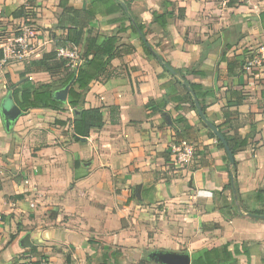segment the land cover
I'll return each instance as SVG.
<instances>
[{"label": "crops", "instance_id": "1", "mask_svg": "<svg viewBox=\"0 0 264 264\" xmlns=\"http://www.w3.org/2000/svg\"><path fill=\"white\" fill-rule=\"evenodd\" d=\"M92 1L71 3L86 8ZM119 1L128 6V20L110 21L122 13L99 15L87 29L93 36L128 29L118 34L121 43L136 47L111 61L119 77L99 76L90 85L84 108L102 110L103 129L75 140L68 101L59 110L23 112L10 131L0 113V264H24L30 256L48 264H140L154 251L188 252L196 264L212 249L223 252L212 264H264V219L248 212L264 210L254 198L264 189V129L235 155L238 194L225 189L232 170L227 154L198 112L181 103L183 87L143 54L133 30L141 26L171 68L202 86L200 93L211 92L199 100L207 119L227 137L243 140L253 124L264 125V70L229 77L221 59L223 34L231 33L225 54L243 64L264 44V0L229 8L220 0ZM58 5L0 0V110L22 88V75L34 85L51 83L48 73L27 70L52 50L44 29L66 34L56 29ZM164 12L171 18L163 30L155 18ZM25 26L37 33L35 52L14 60L4 49ZM181 117L192 129L175 123ZM184 149L192 150L187 160ZM27 234L37 253L24 248Z\"/></svg>", "mask_w": 264, "mask_h": 264}, {"label": "trees", "instance_id": "2", "mask_svg": "<svg viewBox=\"0 0 264 264\" xmlns=\"http://www.w3.org/2000/svg\"><path fill=\"white\" fill-rule=\"evenodd\" d=\"M127 7H125L119 0H93L86 8L75 7L71 3V0H59V5L57 6L55 12V17L58 21L56 29L66 31V34L64 37H58L56 34H52L54 48L50 52L44 53L40 60L32 62L27 70V74L48 73L51 77V83L40 86L34 85L26 78V74L22 75L21 79H25L22 88L13 91L15 102L21 110L24 113H27L31 109L59 110V107L64 106V103L58 102L54 99L53 87L60 86L61 88H64L70 82H73L69 92L68 105L74 111V118L71 121L74 139L78 141L81 138H89L92 130L103 129L105 123L102 110L84 108L87 94L90 91V85L92 81L99 76H103L106 80L119 77L120 74L112 69L111 61L113 59L123 58L125 55L135 53L136 47L121 43V38L118 34L125 32L128 29H120L117 34L113 35L97 36H93L90 31H87V29L91 27V24L98 18L99 15L108 17L122 13V16L119 19H111L110 21L118 22L119 20H128ZM169 18H171V14L164 12L158 15L155 18V21H157V23L164 30L167 27ZM259 20L264 27V11L259 15ZM133 30L137 35H139L140 32L145 37L144 30L141 26L135 27L134 25ZM139 39L141 41L143 54L151 59V61H155L157 65L163 69L165 75L172 77V79H175L176 82L183 87L185 95L183 96L181 103H189L191 107L198 112L194 98L200 100L201 98L211 95V92L200 93L202 86L188 82V79L182 72L175 71L176 73L172 74L167 68L161 65L154 56L153 51L157 52L156 46L153 45L152 50H150L146 46L144 40L140 38V35ZM67 47L72 49H83L82 61L74 70L69 66V59H64L59 56L58 49ZM232 58H228L226 54H224L222 58V62L227 64L229 77L241 72L242 66L246 61L245 60L243 64H241ZM163 60L166 62L164 58ZM178 77L182 82L178 80ZM184 83L189 84L191 89L190 91L187 90ZM152 104L154 105L156 102H151L147 106ZM177 109H180L179 106H177ZM202 109L205 112L206 107L204 106ZM224 116L227 118L226 112L224 113ZM200 121L204 128L209 131L210 137L218 141V147L226 153L224 145L220 142L216 135L209 129L207 124L201 118ZM175 123H183L186 128L192 129L184 117L178 118ZM221 127L222 126H217L218 130L225 136L234 156L238 153V151L243 150L249 145V141L257 134V129H264L263 124H253L251 126V131L246 138L239 140L237 138L227 137L226 134L222 132ZM176 134L178 137L179 131H177ZM226 160L228 161V166L230 168V161L228 157H226ZM237 166V161H235L234 165H231L232 170L229 169L230 182L227 186H225V189L233 190V184H235L236 194H238L236 185ZM254 198L264 203V189L254 193ZM224 201L225 204H228L225 198ZM248 212L253 215L264 216V210L254 209ZM229 215L233 216L234 214L229 212ZM28 251L31 253H37L36 248H31ZM222 251H225L224 253H226L227 249H222ZM222 253L223 252L220 253V250L218 249L206 250L201 254L199 259H197L196 264H198V262L199 264H203L202 262H204V264H212L210 262V259L212 258L213 260L215 259L216 261L221 262Z\"/></svg>", "mask_w": 264, "mask_h": 264}, {"label": "water", "instance_id": "3", "mask_svg": "<svg viewBox=\"0 0 264 264\" xmlns=\"http://www.w3.org/2000/svg\"><path fill=\"white\" fill-rule=\"evenodd\" d=\"M141 38L144 40L146 46L152 50L151 44L145 39V37L142 35V33H139ZM230 31H226L223 34V45L221 48V59L224 56L226 52V48L230 42ZM154 56L160 62L161 65H163L165 68H167L172 74H175V70L171 68L166 62H164L161 55L155 51H153ZM218 82V74L215 76V84L217 85ZM73 82H70L67 86H65L63 89L58 90L54 92V99L61 103H66L68 101L70 88L72 86ZM185 86L188 91H190V86L188 83H185ZM195 105L198 111L199 117L207 124L209 129L216 135V137L220 140V142L224 145L226 154L229 158L230 164H235V156L227 143V140L225 136L218 130L217 126L213 124L211 121H209L206 117L205 112L203 111L201 104L197 98H194ZM8 103V105H7ZM3 125L7 131H10V129L15 125L16 121L22 116L23 111L21 108L15 103L13 97L11 95L7 96L2 104H1V110H0ZM169 123H171L169 116L167 117ZM82 140H86L85 138H81ZM233 191H235V184H233ZM137 196L140 197V188L137 189ZM256 217H261L264 219V216H258V215H252ZM23 245L24 248H32L34 244L31 242V236L30 234L25 235L23 238ZM149 259L155 263V264H192L191 256L188 252H171V251H154L151 252L148 255Z\"/></svg>", "mask_w": 264, "mask_h": 264}, {"label": "built area", "instance_id": "4", "mask_svg": "<svg viewBox=\"0 0 264 264\" xmlns=\"http://www.w3.org/2000/svg\"><path fill=\"white\" fill-rule=\"evenodd\" d=\"M222 5L226 8L235 7L238 5H243L248 3L249 0H220ZM37 33L33 30L32 26H25L19 29L18 33L15 34L13 40L8 49H4V54L6 53L9 57L14 60H24L27 57L32 56L35 52V45L37 44L36 39ZM53 42V41H52ZM59 56L64 59H69V66L71 69H76V67L82 61V52L78 48H61L58 50ZM264 70V45L259 46L257 51H253L252 54L246 59L242 66V71L248 74H252L256 71ZM182 158L187 160L192 156L191 149L183 150ZM26 184H29L26 181ZM30 260L24 264H48L45 259H33L34 256H30Z\"/></svg>", "mask_w": 264, "mask_h": 264}, {"label": "rangeland", "instance_id": "5", "mask_svg": "<svg viewBox=\"0 0 264 264\" xmlns=\"http://www.w3.org/2000/svg\"><path fill=\"white\" fill-rule=\"evenodd\" d=\"M220 3H221V1H220ZM222 4V3H221ZM45 31H47L48 32V30H49V32H48V36L46 37V42H47V45H50V46H53L52 47V49L54 48V40H53V38H52V34H54V32H53V29H44ZM154 39V38H153ZM53 41V42H52ZM156 41V40H155ZM262 45H264V44H262ZM262 45H260V46H262ZM59 50V49H58ZM258 49H256L255 51H257ZM7 105H8V103H7ZM234 203H235V201H234ZM32 206V208H34V205H31ZM234 206H236V205H234ZM224 208H225V206H224ZM236 208H237V206H236ZM148 255H149V253H146V254H144V258H143V260H142V262L140 263V264H154L150 259H149V257H148Z\"/></svg>", "mask_w": 264, "mask_h": 264}]
</instances>
